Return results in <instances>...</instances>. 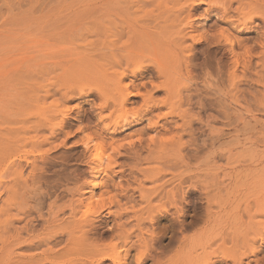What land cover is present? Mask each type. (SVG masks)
I'll return each mask as SVG.
<instances>
[{
    "label": "rangeland",
    "instance_id": "374dc122",
    "mask_svg": "<svg viewBox=\"0 0 264 264\" xmlns=\"http://www.w3.org/2000/svg\"><path fill=\"white\" fill-rule=\"evenodd\" d=\"M231 1L205 22L238 44L194 66L181 46L200 45L187 23L204 4L172 24L171 0H0V264H264V0ZM239 5L263 18L243 24ZM146 36L170 55L177 105L153 108L166 92L151 78L133 124H110L87 76L120 72L119 49ZM139 133L149 146L129 150ZM105 175V204L88 207Z\"/></svg>",
    "mask_w": 264,
    "mask_h": 264
},
{
    "label": "bare ground",
    "instance_id": "6f19581e",
    "mask_svg": "<svg viewBox=\"0 0 264 264\" xmlns=\"http://www.w3.org/2000/svg\"><path fill=\"white\" fill-rule=\"evenodd\" d=\"M171 2L172 8L176 7L177 9L172 14H168L166 16L165 22L170 20L172 24L181 22L186 17H192L194 12H196L201 4L207 6L204 8L200 17L194 18L192 21L187 23L190 31L193 33L192 37H197V41L200 42V45H195L196 43L192 42L190 44L181 46L182 50H187L189 52L187 61L189 63H194L197 61L198 55H200L202 56V61H216L218 65L223 63L222 57L218 55L221 45H228L229 50L232 51L234 46L238 44V41H232L229 39L227 29L215 28V23L208 24L205 22L209 18L211 11L215 10L216 8H221V6L218 5V0H171ZM223 2H229V4L233 3L231 0H223ZM232 12L235 16H237V20H244L243 24H251L254 18H263L261 15H259L256 9L250 8L245 10V7L241 5L235 7ZM222 17H224L222 22L226 24H231L234 21V18L229 16L227 8L222 11ZM149 24L150 22L146 23V26ZM153 27L158 28L162 26H160L157 22L153 25ZM180 40L183 41L184 37H181ZM132 45L133 43H131L129 46L120 48L119 57L117 56L115 63L113 62L110 67L115 68L117 66L121 69L120 72L117 70L108 72L105 71V69H99L96 75L87 76L88 78L95 79L93 85L98 89L101 88L102 94L108 98L105 100V103L101 109L111 107L112 115L110 124L119 125L122 120H124L123 127L126 128L133 124L131 123L133 120H136L138 116V110H140L144 105L153 101V95L148 88V85L151 87L153 86L151 78L159 79V83L166 92V95L161 100L154 103L153 108H156L158 105L164 106L166 108H174L177 105L175 103V98L180 94V90L173 87L172 73L168 66V64H170L169 53H161L157 44L152 40V38L148 36L139 40L137 48H132ZM184 59H186V57ZM147 61L149 63L145 64ZM193 65L196 66L197 64L194 63ZM130 66H132L133 69L128 70ZM126 71H129L131 77H128ZM103 84L109 85L106 87H110V89H106L105 87L106 90H109L108 92L103 88ZM109 92L110 94L106 95ZM136 96H139L142 99V103L138 109L130 107L133 104L131 98ZM131 118L132 121L130 120ZM100 134L102 133L100 132ZM100 134H93L86 138L85 145L87 149H89L88 143L96 136H100ZM138 140L139 141L137 143L135 142L129 145L128 149H143L145 146H149L147 139L142 140V133H139ZM95 149L98 148L96 147ZM111 159L112 157L110 155H107L106 158L101 157L97 150L95 152V161H93L94 175L102 172L106 174ZM111 180L112 179L110 176L105 175V177H101L100 181H98L97 176L96 181H94L91 186V194L86 198L88 207L97 206L98 204H105L103 194L108 191ZM56 181L59 182L58 179ZM81 187L82 186L74 187V192L80 191ZM97 188L101 189V191L98 194H95ZM36 191L39 196L43 194L41 184L38 185ZM46 193L49 195V192ZM95 196H98V199H94ZM53 204L54 201L49 204V208H52ZM52 214H55L54 211ZM54 239L55 237L51 236L48 239H39L36 242V246H40L43 243L46 244L48 240H50L48 242L54 241ZM95 239L96 237L93 238V240ZM114 247L115 245L113 244L109 245L110 249H113ZM160 248L165 249L166 246H160ZM103 249H105V247L94 249V251L98 254H105ZM44 252L46 253V250L43 251V253ZM41 261H46V256Z\"/></svg>",
    "mask_w": 264,
    "mask_h": 264
}]
</instances>
